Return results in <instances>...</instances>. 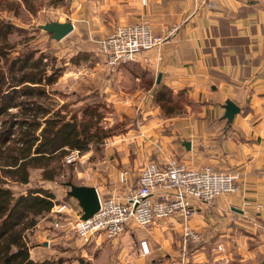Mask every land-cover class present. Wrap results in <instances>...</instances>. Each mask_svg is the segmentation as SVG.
Returning a JSON list of instances; mask_svg holds the SVG:
<instances>
[{
	"label": "crops",
	"instance_id": "obj_1",
	"mask_svg": "<svg viewBox=\"0 0 264 264\" xmlns=\"http://www.w3.org/2000/svg\"><path fill=\"white\" fill-rule=\"evenodd\" d=\"M134 1L118 0L115 8L119 21L141 19H134L137 16L133 17L131 11L129 14L123 11L135 7L131 6ZM141 13L146 15L156 34L170 26L176 27L162 43L161 60L156 66L149 65L155 83L161 74V82L175 91L185 88L191 100L202 108L167 118L179 120L173 121L172 133L161 137L162 143H157L158 138L153 142L144 140L145 144L153 143L149 151L158 147L161 156L154 160L161 162L174 156L186 165L211 164L239 173L237 191L197 205L187 220L188 226L201 233L200 241L189 242L184 249L181 230L184 222L173 216L161 219L169 221L180 236L178 251L172 249L180 257L172 264H264V0H145ZM99 58L102 65L98 69H103V65L106 68ZM61 78L62 75L59 81ZM135 89L136 86L132 90ZM136 91V97L131 95V100L136 110L146 115L152 102L150 88ZM227 98L240 106L230 122L223 116ZM175 130L180 134L179 140L175 138ZM184 140L190 141L189 149ZM166 146L176 153L166 150ZM136 179L137 175L133 184ZM129 180L128 172L127 181L120 182L125 188L120 187L114 193L123 194L132 185L128 184ZM161 220L151 223L154 225L148 227V233L169 227L167 222L160 223ZM133 228L137 227H128L116 239L102 238L100 244L94 240L91 244L101 247L103 241L109 240L117 247V239L127 237ZM46 244L30 247V257L44 258Z\"/></svg>",
	"mask_w": 264,
	"mask_h": 264
},
{
	"label": "rangeland",
	"instance_id": "obj_2",
	"mask_svg": "<svg viewBox=\"0 0 264 264\" xmlns=\"http://www.w3.org/2000/svg\"><path fill=\"white\" fill-rule=\"evenodd\" d=\"M15 1L21 2V0ZM36 1L41 4L35 13L24 8L20 15H13L11 11L0 9V16L12 19L14 23L26 27L28 31H32L33 25L36 27L39 23L53 19L61 21L69 19L75 23L74 29L64 39L57 40L59 43H54L55 39L50 38L49 34L41 28L40 31L29 32L32 37L30 44L49 53L48 58L43 59L47 60L49 71L51 66H60V64L64 66L61 81L59 82V78L53 85H47L49 90L52 87H59L60 92L52 91L48 100H51L56 107L67 103L72 109L80 106L83 101L91 99V97L85 98L87 92L90 94L93 90L100 91L106 94L107 103L102 123L112 127L115 131L99 144H90L87 150L79 152L78 156L69 162V166H64L62 172L72 178L74 181L72 183L96 185L102 196L112 194L120 187L123 190L125 185L121 186L119 171L127 168L131 176L128 184H133L140 166L146 160L161 156L158 147L156 150L153 148L149 151L148 147H151L153 143L145 144L144 140L153 142L155 138H158L157 143H162L161 137L172 133L171 128L173 129L175 125L173 121L179 119H167L170 116H165L153 102L148 105L149 112L146 115L139 113L134 101L131 100V95H134L136 90L144 88L134 83L121 66L108 69L103 65V69H98L102 64L95 53V40L110 32L118 22H121L118 17L119 12L115 8L118 0H115L116 2L109 0L108 4H104V0ZM131 6L135 7H127L123 11L126 14L131 11L133 17L137 16L134 19L147 18L141 13V10L145 8L142 0H135ZM19 36L12 33L9 35V41L13 42L19 39ZM71 55L79 56L77 63L71 60ZM67 74L69 77L65 81ZM135 86L134 91L132 89ZM73 90H77V95H70V91ZM153 105L154 110H152ZM200 105L192 101L182 106L180 111L175 112L171 117L182 116L181 114L188 111L201 110ZM175 132L177 135L175 138L179 140L180 134L177 130ZM139 137L143 140H136ZM165 148L172 151L171 153H176L170 146ZM64 174L59 178L62 179ZM61 179L54 182L42 179L40 170L34 169L31 170L29 185L15 184L14 186L15 191L23 193L27 192L30 187L44 186L55 194V204L48 214L40 217L36 224L26 232V237L32 246L47 242L44 258L62 256L66 264H79L78 258H82L83 264H172L178 260L180 256L173 253L172 249L178 251L177 242L180 236L176 229L170 227L172 224L167 220L164 222H167L169 227L162 232L148 233V227L151 228L154 224L129 230V234L125 237L126 242H122L125 238H121L120 241L117 239L119 243L117 247L115 245L113 247L112 241L109 240L103 241L101 247L91 243L82 244L75 237L72 228V224L81 212V207L77 199L67 193L69 186L61 183ZM63 180L67 182V179ZM57 204H67L68 212H62V216L56 215L52 209ZM57 216L58 220L63 223L61 228L55 227L52 223ZM164 222L161 220L160 223ZM142 238L151 243L150 252L146 255L140 251Z\"/></svg>",
	"mask_w": 264,
	"mask_h": 264
},
{
	"label": "trees",
	"instance_id": "obj_3",
	"mask_svg": "<svg viewBox=\"0 0 264 264\" xmlns=\"http://www.w3.org/2000/svg\"><path fill=\"white\" fill-rule=\"evenodd\" d=\"M58 1L63 0L53 2ZM40 4L36 0H0V9L20 15L24 8L35 13ZM34 31H40L38 25L28 31L12 19L0 16V264H66L62 256L31 258L32 244L26 237L27 230L55 204L54 192L36 186L23 193L15 191L14 186L29 185L34 169L40 170L42 179L53 182L61 179L64 166L70 165L65 161L68 151L84 152L90 144H99L115 133L102 123L107 103L106 94L100 91L87 92L85 98L91 99L72 109L67 103L56 107L48 100L52 91L60 92L59 87L49 90L47 85L58 81L64 66H51L49 71L47 60H43L49 53L30 44L29 32ZM12 33L20 38L10 42ZM70 57L77 63L79 56ZM118 66L134 83L145 90L150 88L153 104L165 116H172L185 104L192 103L185 88L175 91L161 81L155 83V74L148 64L133 60ZM77 93L70 91L73 96ZM63 179L74 182L66 174L60 180L65 184ZM78 262L83 264L82 258Z\"/></svg>",
	"mask_w": 264,
	"mask_h": 264
},
{
	"label": "built area",
	"instance_id": "obj_4",
	"mask_svg": "<svg viewBox=\"0 0 264 264\" xmlns=\"http://www.w3.org/2000/svg\"><path fill=\"white\" fill-rule=\"evenodd\" d=\"M175 29V26H170L163 33L156 34L146 18L119 22L110 32L95 40V53L108 69L138 59L156 66L161 60L162 43ZM78 153L79 150H71L65 155V160L73 161ZM238 177V172L218 169L211 164L186 165L174 156L165 157L161 162L146 160L140 166L135 184L123 194L102 196L97 191L98 209L87 218H81L79 213L72 224L73 233L82 244L92 240L100 244L102 238L116 239L128 227H144L173 216L184 222L181 230L185 249L189 242L202 239L201 233L186 223L197 205L209 203L220 194L237 191ZM127 178L128 170L121 169L120 182H126ZM52 210L62 216V212H68L67 204H57ZM58 216L52 223L61 228L63 223ZM140 249L142 254L150 252L147 239L140 240Z\"/></svg>",
	"mask_w": 264,
	"mask_h": 264
},
{
	"label": "water",
	"instance_id": "obj_5",
	"mask_svg": "<svg viewBox=\"0 0 264 264\" xmlns=\"http://www.w3.org/2000/svg\"><path fill=\"white\" fill-rule=\"evenodd\" d=\"M39 28L50 33V37L55 40H61L67 34H69L74 29V23L67 19L61 20H49L43 23L37 24ZM161 74L156 77V82L160 81ZM224 113L223 116L226 117L227 121H231L235 113L240 110V106L227 98L223 103ZM183 144L189 149L190 141L184 140ZM69 186L67 193L77 199L79 206L81 207V218H87L92 215L99 207V197L97 189L94 185L88 184H75L71 181L65 182ZM233 210L242 212L243 210L238 207H232Z\"/></svg>",
	"mask_w": 264,
	"mask_h": 264
}]
</instances>
